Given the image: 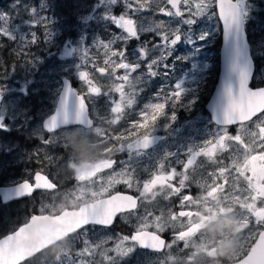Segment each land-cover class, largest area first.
<instances>
[{"label": "rangeland", "instance_id": "374dc122", "mask_svg": "<svg viewBox=\"0 0 264 264\" xmlns=\"http://www.w3.org/2000/svg\"><path fill=\"white\" fill-rule=\"evenodd\" d=\"M54 1L65 7L67 11L58 12L59 7L55 6ZM86 1L0 0V28L8 33V38L0 36V53L4 44H7L9 52L18 60L15 64L6 65L0 58V89H2L0 91V115H5L8 112H22L23 110L18 107L17 103L29 89L33 92L29 95H35V97L57 96L63 76L73 77L77 80V72L82 66L81 50L84 48L90 49L89 55L97 66H103L104 49L93 47V45L96 40L104 43H107L108 40H103L96 35L93 29L88 31V28L92 22H97V18L107 19L106 21L113 20L109 18V13L114 6L110 5L108 1H102L99 7H95L94 2L99 0ZM142 2L146 4L144 10L129 12V15L133 16L138 24L149 27L161 21L172 24V21L175 20L156 10L157 5L164 6V0H142ZM241 4L243 11L248 12L244 21L250 33L256 35V31L263 30L261 37L255 36L254 41L252 38V44H250L256 63L252 83L253 85H262L264 84V24L260 25L259 23L264 21V0H241ZM201 11L203 14L195 25V38H192L193 28L192 25H189L191 30L186 38L190 41V51L187 52L186 57H183L182 52L176 53L175 46L181 44L182 40L178 42L171 51L170 57L173 60L165 61L168 67L157 69L160 74L147 75L146 69V65L151 59L160 56L159 48L148 49V56L142 60L138 59L137 48L127 49L128 61L141 64L137 72L132 73L128 80L113 79L114 74L111 71L108 77L100 76L96 72L92 74L95 82L102 86L103 91L119 86L122 89V101L127 100L132 93L136 92L135 102L131 105H135L139 101L142 102V107L137 111L136 118L133 120L127 118V109L123 108L124 115L122 117L128 126L123 124L117 131V136L123 134L126 127L129 128L132 123L140 122L139 114L145 110V105L163 102V94L160 93L162 89L168 92L174 91L177 84L181 86L184 91L181 104L174 109L170 106L167 107L165 115L159 117L150 130V134L160 132L165 134L164 141L149 151L151 153H147L154 160H159V165L170 164L172 168L178 169V172L183 171V165L177 163L178 161H186L190 150L203 146L206 140L213 139V136L221 130L220 126L211 122L209 114L204 109L205 101L215 84V73L211 76L207 72L213 64L212 58L217 45V35L218 33L221 35V25L213 14L216 11L215 8L209 7ZM42 18L46 27L41 24ZM45 32H47V36H45ZM34 33L38 36L37 42L40 47L31 50V46L35 43L29 45L28 41ZM124 43V41H118L113 45V49L126 48ZM182 58L188 62L185 69L182 67L184 63ZM175 60L178 62L177 64H175ZM90 68H92L91 63L82 70L90 71L92 70ZM122 74L123 70H118L117 75ZM137 76L142 77V82L139 84L135 80ZM78 83L77 86H74L75 89L84 94L87 86L83 82ZM22 89L24 92H21ZM109 95L104 94V96ZM95 97L90 103L91 111H109L110 104ZM158 97L160 98L157 99ZM119 101L117 100V103ZM173 112L176 116L175 120L170 119ZM187 113L190 118L188 116V119H184ZM174 123L177 124L174 125ZM236 130L234 125L232 129H229V132L235 134ZM79 133L82 132L71 129L66 131L65 135L71 139ZM36 134L40 135V132ZM101 137L98 134L93 135V145L96 150L101 147V152L106 156L112 155L121 147L120 143L116 149L109 150L112 145L108 137L103 139ZM125 142L127 143V141ZM126 149L127 147L124 150ZM22 151L26 153V147L22 148ZM230 153L231 150L217 153L215 159L222 161V165L214 164L206 157L201 156L196 160L195 173H192L191 168L189 169V174L195 175L197 184V186L193 184L190 189L184 190V194L190 193L196 197L191 201L192 215L186 218H173L171 213L181 209L180 197L171 196L170 192L166 190L163 192L164 198L170 195L173 199L172 207L167 210L158 202V199H155L153 204L145 206L144 213L124 216L122 224L125 227H116V225L110 228L88 227L86 233L80 232L65 240L54 251L48 252L47 256L52 253L58 255L50 262H47L49 260L47 258L39 260L34 257L27 264H225L236 260L242 246V229L245 227L240 212L236 209L234 201L225 199L218 192L204 187L206 174L207 184H210L211 178L208 173L216 171L219 166L231 164ZM74 174H76L75 171ZM74 174L69 170L66 176L71 178ZM113 177H115V173L108 172L91 181L77 178V183L71 187L73 190L71 194L79 198L106 194L115 185ZM173 183H177V181H173ZM204 189H207V197ZM154 208L157 210H153ZM125 220H129L132 225L126 224ZM142 223L163 225L166 231L161 235L166 237L169 244L160 252L136 247L129 255V245L125 244L120 236L132 234L134 229ZM152 230L154 231V229ZM177 233L179 236L173 239ZM229 241H234L236 244L234 254L230 257L218 256L217 248Z\"/></svg>", "mask_w": 264, "mask_h": 264}, {"label": "snow or ice", "instance_id": "6c2138e0", "mask_svg": "<svg viewBox=\"0 0 264 264\" xmlns=\"http://www.w3.org/2000/svg\"><path fill=\"white\" fill-rule=\"evenodd\" d=\"M112 6L123 4L124 12L117 14L115 11L109 13V18L114 20V25L122 30L121 35H113V38L107 43L96 40L93 47L104 49L103 66H97L94 59L89 55L90 49L84 48L82 52V66L79 70V79L87 86L86 92L72 93L71 101L68 96L71 93L70 89L65 92L64 98L61 99L60 107L51 114L44 122V135L40 138L41 147L45 149L44 156L49 163H52L56 158L47 153L49 146L55 147L59 145L58 134L61 127H69L71 125H80L81 127H95L96 121L101 117L93 116L89 111L88 100L91 97L116 93L118 100L122 99L121 88L114 86L111 90H102V86L98 85L91 73L87 70H82L89 63L92 69L100 76H107L111 71L113 79L124 81L131 78V74L137 72L141 67L139 62H129L127 59V49L114 50L113 45L118 41L125 43L131 39H140V34L144 32H155L161 37V44H154L153 49H160V56L153 58L146 65L147 75L156 76L160 74L157 69L160 67L167 68L168 57L171 56V51L174 46L185 38L191 30L188 26L195 24L199 17L203 14L201 10L209 7L215 8L213 13L216 18L222 22L224 26L225 36L227 37L232 30L239 31L240 25L244 22V17L248 12L241 11L239 0H164V6L157 5L156 10L164 16L179 19L175 27L171 23L161 21L154 26L145 27L143 24H138L137 20L133 19L129 12H140L144 10L146 4L142 0H108ZM135 4V7H134ZM170 6V7H168ZM41 24L46 27V24L41 19ZM181 25L184 30H181ZM186 26V27H185ZM0 36L8 38V33L0 28ZM47 36V32H45ZM38 36L33 34L28 44L37 43ZM25 48V46H22ZM138 59H145L148 56L146 44L138 46ZM18 55L20 53H17ZM116 59H113V58ZM118 70H123L122 75H117ZM235 71V67H233ZM136 83L142 82V77L135 78ZM251 83V77L246 76L245 70L239 72V89L234 94L230 84L225 86V95L227 96V105L223 109V127L213 136V139L206 140L203 146H198L195 150H190L189 155L185 160L177 163L183 165V171H177L175 168H170L168 172H164V165H159V171L152 173L151 178L146 182H141L135 177V171L127 166L126 162L121 161L124 167L119 172L115 173V183L123 184L129 189H135L137 193L143 189L160 185L162 188H169L171 196L180 197V208L178 212H172L173 218H186L192 215L191 201L196 198L192 194H184V190L196 184L195 175L189 174L191 168L192 173L196 171V160L198 157H206L214 164H223L222 161L215 159L218 152L223 153L231 150V164L228 166H219L216 171L208 173L211 178V183L204 185L209 190H214L221 194L225 199H230L235 202L236 209L239 210L241 219L245 224L242 229V246L240 254L236 257V264H264V89L256 87H247ZM2 91V89H0ZM135 93H132L127 103L130 106L135 102ZM163 102H154L145 105V110H142L139 123H132L131 126L125 129V132L116 139L121 141L119 151L128 148H147L151 143L150 130L154 122L166 113V108H176L182 102L184 91L179 84L175 86L174 91L166 92L162 89ZM158 97L157 99H159ZM191 103V102H190ZM122 104L113 101L110 107V117H114L111 123L116 124L120 119ZM175 120V113L170 117ZM235 125V134H230L228 126ZM4 125L0 123V128ZM144 131L141 132L140 130ZM100 129H97L98 134ZM108 133H104L102 139L108 137ZM127 141V143L125 142ZM40 154L37 149L36 155ZM109 168L112 169L115 161L109 159ZM35 183L25 182L20 186L19 192L21 195L31 196L36 189H41V185L45 181L51 182L46 175L40 172L34 173ZM177 181V183H173ZM118 198H123L120 201V210L114 211L113 205ZM142 198L137 195H126L115 193L108 196L107 201H100L90 208L80 210L85 217V222L77 229V232L86 233L88 226H101L109 228L114 223L117 215H130L136 209L123 207V202L131 203L136 201V208L140 206ZM187 209V210H184ZM147 214V213H146ZM111 217V223L102 222L103 217ZM155 215V213H153ZM31 219V217H30ZM24 225L18 227L11 234L0 238V257L3 258V264H27L28 257L21 258L18 250V240L22 235ZM144 229H154L156 234L164 240L161 235L166 231L163 225H149L142 223L138 225L134 232L130 235L120 236L123 242L129 245V255L139 246H147L143 240H139V233ZM20 234V235H18ZM179 233L173 237L176 239ZM139 240V243L137 241ZM165 244L169 242L165 240ZM115 255V253H113ZM126 258V257H125Z\"/></svg>", "mask_w": 264, "mask_h": 264}, {"label": "flooded vegetation", "instance_id": "af4514ba", "mask_svg": "<svg viewBox=\"0 0 264 264\" xmlns=\"http://www.w3.org/2000/svg\"><path fill=\"white\" fill-rule=\"evenodd\" d=\"M89 1L92 0H87L86 2ZM102 1L108 0H99L96 3L94 2L95 7H99L100 2ZM54 2L55 6L59 7L58 12L63 13L67 11V9L60 6L57 1ZM112 11H115L117 14L122 13L124 11L123 4L114 6V8L110 12ZM131 17L135 19L133 16ZM174 19L175 20L172 21L171 24L172 27H175L178 23H180L179 19ZM106 20L97 18V22H92L93 26L91 24L88 28V31L93 29L96 35L103 38V40L108 41L113 38V35L122 34V30L117 28L113 24L114 20ZM195 25L196 23L192 24V38L196 37ZM188 27L190 28V26ZM181 30H184L183 25H181ZM186 36H189V32ZM181 40L182 43H179L175 46V52H182L183 57H186L187 52L191 49L190 41L186 37L182 38ZM161 43V37L157 36L155 32H144L140 34L139 40L131 39L124 44L126 45V49L132 50L144 44H146L147 49H151L153 48L154 44ZM172 60L173 58L169 57L167 59V62H170ZM182 60L184 62L182 67L183 69H185L188 66V62L184 60V58H182ZM177 63L178 62L175 60V64ZM89 72L92 75L95 71L92 69ZM78 73L79 71L77 72V80L73 77H68L73 86H77L78 82V84L82 83V81L79 79ZM21 92H24V89H22ZM29 94H33L31 89L27 90L21 100L17 103L18 107L23 110L22 112H8L5 115H0V123L4 125L3 128H0V187L19 185L20 189V186L25 182L29 181L34 184V173L40 172L42 175H46L48 179L53 182L55 188L52 190L43 189L42 187L45 184L44 183L43 185H41V189H36L31 196L21 195L18 189L17 195L19 196L6 202L3 201L2 196L0 195V231H4L6 233L15 230L21 224L28 222L33 214H55L61 212L64 209H78L81 205L83 206L86 203L109 196L114 192L126 193L133 196L139 195L142 198L140 200V206L138 208L135 207L134 209L136 210L131 214L144 213L145 206L153 204L155 199H158V202L162 206L166 207V210L169 207H172V197L169 195L167 198H164L163 196V192H165L166 190L169 192L171 191L169 188H162L160 185H153L152 187L143 189L141 192L137 193L135 189H129L123 184L115 183V177H113L115 183L114 187L106 194L87 198H79L71 194V192L73 191L71 187L73 184L77 183V178L83 179L84 181H91L100 178V176L108 172H119L124 167V165L121 164V161L126 162L130 170L133 169L135 171V177L138 178L141 182L148 181L151 178L152 173L159 171L160 161L154 160L147 153H151L149 151L156 147L160 142L164 141L165 134L161 132L150 134L151 136H155V138L153 141H151L150 145L147 148L139 149L127 147V149L124 151L118 150L112 155L108 156H106L105 153L101 152V147H98V149L96 150V147H94L93 145L92 136L98 134L97 129H100L102 132H100L98 135L103 136L105 132L109 134L108 139L110 144L112 145L109 147V150L116 149L121 143V141L116 139L117 131L121 129L123 124L125 126H128V123L124 122V118L122 117V115H124L122 113L123 108L127 109V118H131L130 120H133L136 118L137 111L142 107L141 101H139L135 105L128 106L127 100L122 101L121 99L118 103H121L123 105L120 113V119L116 124L111 123V120L114 119V117H110V111H91L90 113L93 116L97 115L101 117V119H98L96 121L95 127L85 128L81 127L80 125L61 127L58 134L59 145H56L55 147L49 146L47 148V153L56 158L52 163H49L44 156L45 149L41 147L40 138L44 135L43 120L53 111L56 98H53L50 95L44 98H40V96L35 97V95ZM95 98L107 101L110 104V109L113 101H117L119 97L118 94L111 93L109 96L100 95L96 96ZM93 99L94 97H91L88 100L90 108H92L90 103L93 102ZM188 116V113L185 114L184 119H188ZM176 124L177 123H174V125ZM233 127L234 126L228 128L232 129ZM71 129L79 130L82 133H79L75 137L69 139L65 135V132ZM37 132H40V135H37ZM79 144L85 145L89 153L92 154L91 161L82 162L81 157L74 150V146ZM24 147H26V153L22 151V148ZM37 149L40 150L39 155H36ZM109 159L115 161L112 169H107L109 168ZM99 161H104L107 164V167L101 170H97L92 175L80 173L79 167L81 166V164H94ZM170 168H172V165H165L163 171L166 173L170 170ZM69 170L73 171V174L75 171L78 177L76 174H74L71 178L66 176V173ZM203 191L207 197V189H204ZM195 192L196 191L194 189V193ZM153 210H157V208H154ZM127 216L129 215L126 214L125 217ZM123 217L124 216L117 215L112 226H124V224H122ZM125 221L126 224L132 225L129 220ZM88 227L94 228L101 226L90 225ZM77 234V231L74 232L57 244L51 245L45 250L38 252V254L33 256L30 260H32L34 257H37L39 258V260H42V258L43 260L47 258L49 259L47 262H50L54 258L58 257V255L52 253L51 255L47 256V253L54 251L65 240L70 239Z\"/></svg>", "mask_w": 264, "mask_h": 264}, {"label": "water", "instance_id": "95a60500", "mask_svg": "<svg viewBox=\"0 0 264 264\" xmlns=\"http://www.w3.org/2000/svg\"><path fill=\"white\" fill-rule=\"evenodd\" d=\"M240 9L243 12L242 4L240 2ZM221 25V35H220V47H219V64H218V74L216 82L213 86L210 96L206 100L205 109L210 114L211 120L223 126V109L227 105V96L225 95V86L230 84L233 88L234 94L238 92L239 89V72L241 69L245 70L246 76L252 78L255 64L250 52V45L247 37V32L245 30L244 22L240 25L239 31L232 30L229 35L226 37L224 32V26L220 21ZM235 67V71H233ZM252 80V79H251ZM62 86L58 94L56 101V107L53 114L59 107L61 99L64 98L65 92L67 89L71 90V93L68 96V100L71 101L72 93H77L73 88L70 80L66 77L61 79ZM251 84V83H250ZM250 84H247V87H254ZM258 89H264V85L255 86ZM86 111H88L86 109ZM50 114V115H51ZM49 115V116H50ZM48 116V117H49ZM44 120V122L48 119ZM43 122V125H44ZM155 136H151V141H153ZM101 163L95 165H83L82 170H98L102 168ZM46 182L42 188H46ZM19 186L11 188H0V195H2L3 201H8L17 195ZM126 194V193H122ZM129 195V194H126ZM107 197H103L93 202H89L81 205L78 209H65L56 215H33L29 222L23 224L24 228L22 229V235L18 240V250L21 254V258L35 255L37 252L43 250L47 246L53 244L54 242L60 240L66 235L74 232L85 222V217L81 214L82 209L90 208L94 204L99 203L100 201H107ZM123 198H118L117 202L113 205L114 211L120 210ZM123 207L135 208L136 201H132L130 204L127 201L123 202ZM102 222L111 223V217H103ZM22 226V225H21ZM18 229V228H17ZM16 229V230H17ZM12 233V232H11ZM11 233H7L11 234ZM5 236V235H4ZM4 236L0 237L3 238ZM164 238V237H163ZM139 240H143L147 246H139L140 248L149 249L153 251H161L165 246L164 240L160 239V236L152 230H142L139 233ZM139 240L137 243H139ZM0 264H3V258L0 257ZM229 264H236V261H233Z\"/></svg>", "mask_w": 264, "mask_h": 264}, {"label": "trees", "instance_id": "16d2710c", "mask_svg": "<svg viewBox=\"0 0 264 264\" xmlns=\"http://www.w3.org/2000/svg\"><path fill=\"white\" fill-rule=\"evenodd\" d=\"M261 20H262V17H261ZM257 24V23H256ZM260 25H262V24H264V21H261L260 23H259ZM246 31H247V35H248V38H249V42H250V44H252V38H253V41H254V37L255 36H259V37H261V35H262V31L263 30H260L259 32L258 31H256V35H253L252 33H250V31H249V29L248 28H246ZM258 32V33H257ZM216 43H217V45H216V48H215V53H214V57L212 58V62H213V64H212V66L210 67V69H209V71L207 72L208 73V75H211L212 76V74L213 73H215V81H216V77H217V72H218V50H219V45H220V35H219V33H218V35H217V39H216ZM8 45L6 44H4V46H3V49H2V51H1V53H0V58L4 61V63L7 65H9L10 63H13V64H15V62H18V60L17 59H15L14 57H13V54H11L10 52H9V49H8ZM252 51V50H251ZM201 87V86H200ZM200 90H202V89H200ZM206 97H207V94L204 96V98L206 99ZM5 232L4 231H0V236L1 235H3Z\"/></svg>", "mask_w": 264, "mask_h": 264}, {"label": "clouds", "instance_id": "9594fccd", "mask_svg": "<svg viewBox=\"0 0 264 264\" xmlns=\"http://www.w3.org/2000/svg\"><path fill=\"white\" fill-rule=\"evenodd\" d=\"M74 150L77 152V154L81 157L82 162H88L92 159V154L89 153L86 146L83 144L75 145ZM229 223H232L229 221ZM235 230V228H234ZM236 249V244L234 241H229L228 243L224 244L223 246H220L217 248V255L223 256V257H230L234 254Z\"/></svg>", "mask_w": 264, "mask_h": 264}]
</instances>
